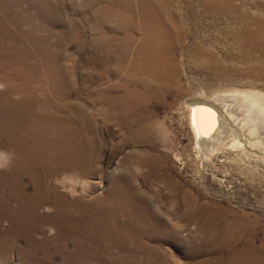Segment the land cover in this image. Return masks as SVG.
<instances>
[{
	"label": "bare ground",
	"instance_id": "obj_1",
	"mask_svg": "<svg viewBox=\"0 0 264 264\" xmlns=\"http://www.w3.org/2000/svg\"><path fill=\"white\" fill-rule=\"evenodd\" d=\"M83 1V12L93 9L87 21L95 23L101 32L100 53L93 60L102 64L103 76L110 75L116 67L119 75L125 74L126 80L149 90L155 81L169 79L167 54L183 42L172 37L164 6L158 0H135V4L132 3L134 0H120L117 8L103 5L100 9L94 7L115 0ZM21 3L25 5L21 7ZM37 5L41 8L38 14ZM47 5V0H13L11 6H3L4 16L0 14V259L10 260L17 240L24 238L29 251H17L24 259L35 258L36 264H53L58 257L66 264H148L151 261L153 264H172L168 259L165 262L145 243V238L152 234L148 232V224L127 212L146 208L144 195L133 187L132 172L125 168L127 163L131 164L133 156L123 161V169L108 198L107 202L116 203V207L91 203L92 200L84 203L81 195H75L80 192L73 178L85 180L96 175L101 151L92 150L89 134L94 135L96 130L94 117L88 110L89 102H70L73 88L64 80L66 71L59 64V45L51 43L52 37L60 34L54 30L57 17L47 10ZM112 21H117V27L124 30L129 42L126 46L111 44L112 39L105 29ZM260 24L263 26L264 22ZM262 37L256 34L255 45L250 43L248 34L240 38L246 55H264ZM195 48L198 54L206 52L202 45ZM199 64L201 72L212 69V66L206 67V62ZM259 68L264 69V62ZM208 79L202 87L210 89L222 106L227 99H239L248 106L247 125L237 126L233 116L226 122V116L215 102L197 101L192 109L197 137L214 140L216 145L230 140L228 144L232 146L255 150L258 156L262 155L264 124L257 127V123L264 121V89L256 88L251 81L217 76ZM122 88L126 93L117 98V102L127 104L132 116L145 104L146 97L138 88L130 89L127 83ZM98 94L102 100L107 97L103 88ZM101 112H105L104 109ZM67 150L74 151L68 153ZM140 158H133L136 164L156 169ZM26 179L31 184H27ZM50 180L55 183L50 184ZM30 187L34 189L32 194L28 193ZM71 195L77 198L72 201ZM124 200L126 212L121 208ZM103 206L107 213L113 211L115 215L90 216V212L102 213ZM183 208L191 210L184 205ZM128 215L131 217H126ZM4 220L11 224L5 233ZM195 221L202 223L199 234L203 243L201 247L191 249L190 255L213 254L214 248L205 246L209 244L207 231L210 228L219 232L221 220L203 214ZM252 223L249 217L244 225L238 219L232 221L230 231L235 228V233L228 245L239 240ZM155 234L160 235L159 232ZM37 235H43V238L39 239ZM198 264L240 263L238 257L232 255L228 260Z\"/></svg>",
	"mask_w": 264,
	"mask_h": 264
},
{
	"label": "rangeland",
	"instance_id": "obj_2",
	"mask_svg": "<svg viewBox=\"0 0 264 264\" xmlns=\"http://www.w3.org/2000/svg\"><path fill=\"white\" fill-rule=\"evenodd\" d=\"M47 1V10L57 17L54 30L60 34L52 37L51 43L59 45V64L66 71L64 80L73 88L70 102H89L88 110L94 117L96 130L94 135L89 134L92 150L101 151L96 175L85 180L73 178L80 192L75 195H81L84 203L92 200L91 203L116 207V203L107 201L123 169V161L128 156H141L140 159L156 169L136 164L133 158L131 164L127 163L125 168L133 174V187L144 195L146 207L139 212H127L148 224V232L152 234L144 241L154 253L172 264L228 260L232 255L238 257L240 264H264V145L260 150L262 155L258 156L255 150H248V153L239 146L228 144L230 140L223 145H216L214 140L206 137L201 141L192 123L195 102L204 101L220 106L225 120L229 121L233 116L237 126L247 125L248 106L244 102L227 99L222 106L216 95L203 88L202 83L217 76L251 81L256 88L264 89V69L259 68L264 55H246L239 42L248 34L250 43L255 45L256 34L264 36V25L260 26L264 22V0H209L208 3L206 0H158L164 6L172 37L183 43L167 54L169 79L155 81L150 90L126 80L125 74L119 75L116 67L110 75L103 76L102 64L93 60L100 53L101 32L95 23L87 21L93 9L83 12V0ZM12 3L13 0H3L0 4L2 16L6 11L3 6ZM120 3L115 0L94 8L100 9L103 5L117 8ZM132 3L135 4V0ZM40 11L37 5L36 13ZM37 23L41 24L38 19ZM117 25V21H112L105 32L112 39L111 44L126 46L129 42L125 32ZM134 33L140 36L138 32ZM201 45L206 52L198 54L195 47ZM199 62H206V67L212 66V69L201 72ZM125 83L130 89L138 88L146 97L145 104L132 116L127 104L117 102V98L126 93L122 88ZM102 88L107 91L103 100L98 94ZM103 109L105 112L102 113ZM124 112L126 116L122 115ZM262 124L264 121L258 122L257 127ZM73 151L67 150L68 153ZM26 180L31 184L29 179ZM52 183L55 180H50ZM28 193H34V189L30 187ZM77 196L71 195L70 200ZM183 205L191 210L185 211ZM121 208L124 211L127 208L125 200ZM106 209L103 206L102 213L90 212V216L115 215L113 211L107 213ZM203 214L221 220L219 232L210 228L207 231L209 244L205 246L214 248V253L191 256L189 251L203 243L199 234L202 223L195 221ZM246 217L253 221L252 225L239 240L228 245L235 233V228L230 231V223L238 219L244 225ZM10 225V221H3L4 233ZM36 237L42 239L43 235ZM28 248L24 238L17 240L10 260L0 259V264H36L35 258L24 259L17 251H29ZM53 264L66 263L58 257Z\"/></svg>",
	"mask_w": 264,
	"mask_h": 264
}]
</instances>
